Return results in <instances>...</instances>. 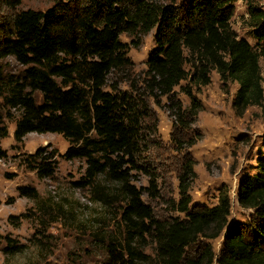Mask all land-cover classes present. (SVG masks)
I'll return each mask as SVG.
<instances>
[{
	"label": "trees",
	"instance_id": "16d2710c",
	"mask_svg": "<svg viewBox=\"0 0 264 264\" xmlns=\"http://www.w3.org/2000/svg\"><path fill=\"white\" fill-rule=\"evenodd\" d=\"M21 1L0 0L10 11L9 18L0 22V59L12 56L23 67L19 76L0 80L4 105L18 114L13 137L21 141L28 133L60 134L68 146L59 156L84 162V178L78 184L90 185L104 175L119 185L125 195L121 220L127 235L119 248L109 245L104 264H147L145 254L131 246L133 237L144 233L156 243L157 261L148 264H212L209 250L193 258L186 250L197 238L212 239L225 229L230 213L227 191L219 194L213 207L189 208L193 172L187 163L178 175L176 204L184 219H155L142 202V191L129 184V171L136 167L139 152L140 106L127 93L105 87L111 73L130 65L120 35L154 28L155 47L145 62L151 89L169 95L182 80L204 86L210 70H215L221 81L238 84L233 100L237 113L260 105L264 10L247 2L252 45L230 26L237 0H49L51 5L42 11L17 10ZM184 93L190 98L188 115L196 116L197 101L190 90ZM176 109L181 121L179 104ZM5 135L1 128V136ZM45 149L27 155V166L38 178L55 171L56 151ZM256 169L253 175L242 176L236 190L238 205L253 210L250 227L225 234L217 264H264V155L257 158ZM145 191L157 193L153 179ZM18 192L29 197L35 190L19 187Z\"/></svg>",
	"mask_w": 264,
	"mask_h": 264
},
{
	"label": "rangeland",
	"instance_id": "374dc122",
	"mask_svg": "<svg viewBox=\"0 0 264 264\" xmlns=\"http://www.w3.org/2000/svg\"><path fill=\"white\" fill-rule=\"evenodd\" d=\"M247 2L264 10V0H237L230 26L239 38L254 45L246 23ZM50 5L49 0H22L17 10L42 11ZM9 15L1 2L0 22ZM154 34L153 28L144 34L120 35L130 65L111 73L105 87L127 93L140 106L139 152L136 167L129 171V184L142 191V202L151 208L155 219L162 221L184 219L176 204L178 175L187 163L193 172L189 208L213 207L219 194L227 191L230 213L225 229L212 239L197 238L186 250L193 258L207 249L213 255L212 264H217L225 234L230 230L247 231L254 216L253 210L238 205L236 190L243 175L257 171V158L264 155V100L237 113L233 100L238 84L221 81L215 70H210L209 83L204 86L182 80L169 95L151 89L145 62L155 47ZM259 66L264 83L261 60ZM22 71L12 56L0 59V80L19 76ZM186 89L198 103L196 116L188 115L190 98L184 93ZM177 104L181 121L176 117ZM17 118V111L4 105L0 95V150L4 153L0 159V264H104L109 245L119 248L126 239L121 220L124 193L104 175L97 176L90 185L78 184L84 178V162L59 156L68 146L60 134L28 133L16 141L13 131ZM1 128L5 136H1ZM39 148L56 151L55 171L50 177L38 178L27 166V155ZM150 179L156 184L154 195L145 191ZM19 187L32 188L35 193L21 196ZM131 242L145 254L146 262L157 261L151 235L135 236Z\"/></svg>",
	"mask_w": 264,
	"mask_h": 264
}]
</instances>
